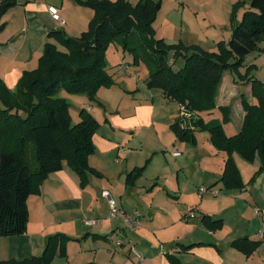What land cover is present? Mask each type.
I'll list each match as a JSON object with an SVG mask.
<instances>
[{
	"label": "trees",
	"instance_id": "1",
	"mask_svg": "<svg viewBox=\"0 0 264 264\" xmlns=\"http://www.w3.org/2000/svg\"><path fill=\"white\" fill-rule=\"evenodd\" d=\"M79 1L94 11L87 30L78 36L68 35L64 29L52 30L49 36L58 43L46 42L37 68L24 71L15 90L0 78V236L27 231L29 197L39 193L44 181L63 169L65 161L79 175L83 187L88 185L90 174L101 176L89 164L96 150L93 136L99 122L83 108L81 120L73 123L71 105L59 96V91L83 94L91 102L96 101L101 87L114 84L105 57L113 42L131 52L134 63L142 61L147 66L149 86L160 87L168 100L189 112L171 125L179 140H194L196 131H209L213 143L227 155L220 179L227 189L245 187L234 153L249 162L260 160L261 167L254 178L264 170V82L246 72V82H252L258 102L252 104L241 95L246 115L237 134L229 136L223 123H206L199 116L216 107L217 89L225 72L243 65L250 53L260 49L264 39V0H250L241 20L233 22L228 43L220 42L216 52L156 38L155 0ZM16 4L17 0H1L0 32L5 28L3 15ZM177 57L184 59L178 70L173 66ZM142 169L137 167L128 173L129 185L134 184ZM221 223V219L213 220L211 226L220 227ZM71 239L63 233L51 235L41 255L0 259V264H51L57 255H67ZM259 244L247 236L233 242L247 256ZM170 259L172 264H184L177 256Z\"/></svg>",
	"mask_w": 264,
	"mask_h": 264
},
{
	"label": "crops",
	"instance_id": "2",
	"mask_svg": "<svg viewBox=\"0 0 264 264\" xmlns=\"http://www.w3.org/2000/svg\"><path fill=\"white\" fill-rule=\"evenodd\" d=\"M187 1L192 3L193 0ZM50 6L58 8L64 24L52 17ZM93 16V9L79 0H17V4L1 19L5 28L0 32V78L11 90H15L24 71L37 68L46 42L58 43L49 36L52 30L64 29L80 35L88 29ZM120 69L139 79L136 70L129 71L130 64L122 62ZM226 73L220 85L217 105L232 111L229 120L233 125V132L226 133L231 136L240 131L246 115L241 95L244 94L252 104L256 101L253 100L252 84L233 88L231 81L229 85L226 84ZM136 87L140 85L130 82L125 85L128 92ZM84 99L87 101L86 109L92 113L95 102H91L87 96ZM138 113L136 109L135 115L138 116ZM199 116L205 122L225 119L223 113L216 114L213 109L199 113ZM127 117L121 116L122 121H112L110 127L121 131L141 129V120ZM172 119L171 124L176 118ZM198 132L200 131L195 134ZM206 138L210 141V133H207ZM123 139H126L125 135L117 140L107 136L105 132L94 134L93 141L99 148L100 160L106 159L108 165L101 167L94 164L96 153L91 155L90 164L95 169H100L102 174L99 178L90 175L85 187L81 185L79 175L66 161L63 169L51 173L42 184L41 191L28 199L27 231L20 235L0 236V259L22 260L41 255L48 237L63 233L72 238L67 244V255H57L51 264H134L129 257L138 264H172L171 256H177L184 264H264V170L254 178V171L258 166L247 165L243 161L245 159L235 157L245 187L223 189L220 179L227 155L214 149L222 159L221 171L217 174L210 173L198 179L168 169L162 176L166 182L164 186L171 189L160 186L156 181L160 175L157 173L150 180L137 181L130 186L123 175L143 163L142 157L138 159L137 154L145 148V139L142 144L133 140L132 145L128 144L131 145L129 148ZM182 143L175 136L163 146L169 147L172 144L170 156L176 158L175 154L184 150ZM132 146L135 148L133 151L130 150ZM149 151H145L146 157L150 155ZM121 155L126 156L125 162L119 161ZM169 161L166 157L168 168L171 167ZM259 163L260 168V160ZM111 166L115 167L110 168ZM151 183L159 185L160 189L150 187ZM215 184L219 187L216 189L218 194L211 191L200 193L198 187L201 185L213 187ZM106 191L112 194L125 214L136 211L141 213L139 227H127L122 213L114 218L110 217ZM190 209H194L196 215L185 219L184 216ZM206 215L209 216L204 219ZM219 219L222 220L221 226L212 227L211 222ZM89 220H95V223H88ZM246 236L260 241L257 249L249 256L237 251L233 245L235 240ZM119 240H124V243L118 245ZM190 245V248H186ZM132 246L139 250L142 259L132 253Z\"/></svg>",
	"mask_w": 264,
	"mask_h": 264
},
{
	"label": "rangeland",
	"instance_id": "3",
	"mask_svg": "<svg viewBox=\"0 0 264 264\" xmlns=\"http://www.w3.org/2000/svg\"><path fill=\"white\" fill-rule=\"evenodd\" d=\"M155 2L156 5H159V7H157L156 18L154 21L156 38H165V40L171 44L182 43L186 46H198L203 50L212 52L218 51L220 42L223 44L228 43L232 34L233 22L241 19L244 11L250 4V0H193L192 3L187 0H155ZM235 5H237L236 9H234ZM233 16L234 20H232ZM62 23L64 24V22ZM66 33L71 36L74 34L78 35V33H73V31L66 30ZM263 50L264 39L260 43V49L250 53L246 57L243 65L233 67V69L227 70V73L225 72L226 84L229 85V82L231 81L234 85L233 88L239 85L241 86L247 84L248 82H246L245 79L246 72H248L249 75L253 76L255 79L264 82ZM105 57L107 65L110 69V74L113 77L114 84L111 86L101 87L97 92L96 101H94L95 103L93 104V106H95V110L92 112L99 122V126L95 134L100 135L105 132L107 136L117 140L119 138L121 139V136L124 137L125 135L126 139H123V142H125L127 148L132 145L131 142L133 140L142 144L143 139H145V148H142V152H138L137 154L138 159H141L142 157L143 163L139 166V168L143 167V169L138 176H136L134 184L130 186L135 185L137 181L143 182L146 179L150 180L151 176L157 173L160 175L156 178V181L160 183V186H163V189H171L169 186H164V183L166 182L162 176L163 173H167L168 169L180 172L181 175H191L193 178L198 179H202V177L210 173L217 174L221 171L220 166L222 159L219 153L223 151H220L216 147L212 139L209 141L206 138L207 133H209L208 130H199L200 132L195 134L194 140H180L183 142L182 144H184V146H182L184 147V150L176 153V158L170 156L172 144L169 145V147L163 145L169 139L176 136L174 131L171 130V122L173 120L172 118L177 119L181 116L180 105H178L177 102H168V100L164 97L163 90L160 87H151L147 84L149 76L147 66L142 61L134 63L133 54L124 50L121 44L117 42L111 43L106 50ZM183 61V57H177L173 65L174 68L176 70L180 69L184 65ZM122 62L130 64L129 71L133 72L136 70L139 74V79L134 78L130 75V73L121 70L120 64ZM224 77L225 76H223L222 81L224 80ZM128 82L134 83L138 86L140 85V87L130 89L131 91L128 92L125 89V85ZM250 84H252V82H250ZM220 85L217 89V96L220 92ZM59 96L65 98L70 103L72 122H79L81 120L80 112L84 107L86 108L85 102L87 101L84 99L86 96L83 94H71L64 89L59 91ZM253 100L256 101V103L258 102L257 96L254 94ZM136 109L139 111L138 116L135 115ZM213 110L216 114L220 112L223 113L225 118L228 117L230 119L232 116L231 109H227L225 107L223 108L216 105ZM130 111L134 112L129 113ZM188 113L189 112L185 109H182V114L186 117L189 115ZM121 116H128L127 118L141 120V129L138 131H131V129L121 131L111 128L110 123L112 124V121L114 120L122 121ZM114 117L117 118L115 119ZM212 121L223 123L226 133L233 132V125L230 124V120L221 119ZM212 121L210 120L206 123ZM129 143L131 145H128ZM95 149L96 157L93 158V163L101 165V167L107 166L108 162L106 159L102 161L100 160L101 155L99 154V148L96 144ZM214 149H217L219 153L214 151ZM130 150L133 151L135 148L132 146ZM147 150H150L149 152L151 153L146 157L144 153ZM166 157L170 160L169 164H171V167L169 168L168 163L165 162ZM235 157L243 159L238 153H234V158ZM119 159L120 162H125L126 156L121 155ZM114 161H116V159H114ZM243 161H246L245 163H247V165L258 166L255 169L253 176L260 169L259 159H256L253 162H249L247 160ZM114 167L115 166H111L110 168ZM116 168H118V165H116ZM95 170L102 174L99 171L100 169ZM90 175H95L98 178L101 177L96 174ZM127 175L128 173L123 175L126 182ZM117 181H119V179H117ZM151 186L155 189H160L159 185L151 183L150 187ZM198 188L214 190L219 189L218 184H215L213 187L201 185ZM223 189L227 188L224 186ZM235 249L240 251L237 248ZM242 253L245 254L244 252ZM129 259L134 264H138L132 257H129ZM234 260L235 262H238L237 259Z\"/></svg>",
	"mask_w": 264,
	"mask_h": 264
},
{
	"label": "built area",
	"instance_id": "4",
	"mask_svg": "<svg viewBox=\"0 0 264 264\" xmlns=\"http://www.w3.org/2000/svg\"><path fill=\"white\" fill-rule=\"evenodd\" d=\"M49 11L52 15V17L56 20H59L61 22H64L63 19L61 18V15L59 13V10L57 7L55 6H50L49 7ZM208 191H211V193L213 194H218L217 190L214 189H205V188H201L200 189V193L204 194ZM106 195L109 199V206H110V217L114 218L116 217L118 214H124V218H125V223L126 226L129 228H135V227H139L140 226V216L141 213L136 211L132 214H125L123 212V210L119 207L117 201L115 200V198L112 196V194L109 191H106ZM195 210L194 209H190L189 212L184 216L185 219L188 218H192L195 217ZM88 223H95V220H89L87 221ZM124 243V240H119L118 241V245H122ZM131 251L133 254H135L139 259H142V254L139 252V250L135 247L132 246L131 247Z\"/></svg>",
	"mask_w": 264,
	"mask_h": 264
},
{
	"label": "water",
	"instance_id": "5",
	"mask_svg": "<svg viewBox=\"0 0 264 264\" xmlns=\"http://www.w3.org/2000/svg\"><path fill=\"white\" fill-rule=\"evenodd\" d=\"M157 7H159V5H157Z\"/></svg>",
	"mask_w": 264,
	"mask_h": 264
}]
</instances>
